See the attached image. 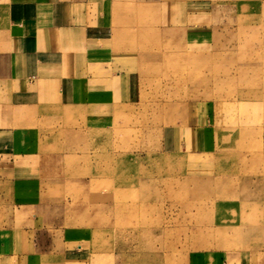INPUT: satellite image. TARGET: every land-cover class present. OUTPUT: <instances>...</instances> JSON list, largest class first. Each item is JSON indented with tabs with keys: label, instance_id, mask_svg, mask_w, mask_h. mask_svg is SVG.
<instances>
[{
	"label": "rangeland",
	"instance_id": "rangeland-1",
	"mask_svg": "<svg viewBox=\"0 0 264 264\" xmlns=\"http://www.w3.org/2000/svg\"><path fill=\"white\" fill-rule=\"evenodd\" d=\"M120 1L123 30L138 39L123 43L159 56L141 72L139 102L107 129L49 138L45 193L66 230L57 236L74 234L89 264H182L217 245L210 215L236 198V245L264 243V0H174L178 18L198 24L191 37L161 24L167 0ZM196 111L227 152L160 155L162 129Z\"/></svg>",
	"mask_w": 264,
	"mask_h": 264
},
{
	"label": "crops",
	"instance_id": "crops-1",
	"mask_svg": "<svg viewBox=\"0 0 264 264\" xmlns=\"http://www.w3.org/2000/svg\"><path fill=\"white\" fill-rule=\"evenodd\" d=\"M165 4L161 24L193 36L198 24L178 18L176 1ZM128 18L120 0H0V264H89L78 238H60L66 230L50 220L48 140L107 129L139 102L141 72L159 55L123 43L138 40L123 30ZM212 121L196 111L164 127L160 155L227 152L211 145ZM242 206L219 199L210 215L217 245L191 249L182 264H264V243L236 245Z\"/></svg>",
	"mask_w": 264,
	"mask_h": 264
}]
</instances>
